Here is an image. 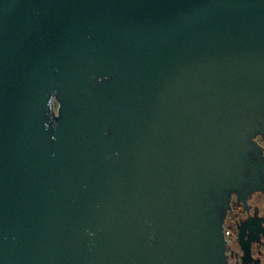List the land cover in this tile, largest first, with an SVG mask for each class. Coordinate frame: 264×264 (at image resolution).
Segmentation results:
<instances>
[{
	"label": "water",
	"instance_id": "1",
	"mask_svg": "<svg viewBox=\"0 0 264 264\" xmlns=\"http://www.w3.org/2000/svg\"><path fill=\"white\" fill-rule=\"evenodd\" d=\"M256 138L264 0H0V264H227Z\"/></svg>",
	"mask_w": 264,
	"mask_h": 264
},
{
	"label": "flooded vegetation",
	"instance_id": "2",
	"mask_svg": "<svg viewBox=\"0 0 264 264\" xmlns=\"http://www.w3.org/2000/svg\"><path fill=\"white\" fill-rule=\"evenodd\" d=\"M256 142L264 158V144L260 138ZM229 205L223 222L227 264H264V160L260 190L251 192L244 202L232 195Z\"/></svg>",
	"mask_w": 264,
	"mask_h": 264
},
{
	"label": "rangeland",
	"instance_id": "3",
	"mask_svg": "<svg viewBox=\"0 0 264 264\" xmlns=\"http://www.w3.org/2000/svg\"><path fill=\"white\" fill-rule=\"evenodd\" d=\"M56 108V107H55Z\"/></svg>",
	"mask_w": 264,
	"mask_h": 264
}]
</instances>
